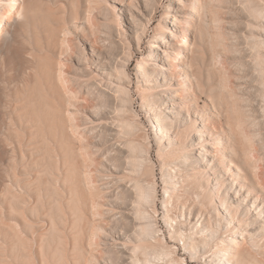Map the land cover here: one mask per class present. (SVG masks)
I'll return each mask as SVG.
<instances>
[{
	"label": "rangeland",
	"instance_id": "obj_1",
	"mask_svg": "<svg viewBox=\"0 0 264 264\" xmlns=\"http://www.w3.org/2000/svg\"><path fill=\"white\" fill-rule=\"evenodd\" d=\"M200 1L196 14H192L194 0H185L181 4L173 0H153L149 13L145 12L144 0H0L3 20L0 27V264H55L50 259V242H55V233L49 227L47 214L39 215L37 210L55 208L64 195L61 190L55 192L59 183L56 181V152L60 130L74 139V125L81 124L80 118L85 114V109L90 110L84 103L79 104L82 98L89 100L85 90L78 89L69 80L73 75L71 62H74L78 44L85 53L84 67L90 75L78 76L77 82L86 84L100 76L101 72L92 60V50L95 49L100 55L106 52L100 42L102 30L99 26L104 21V11L110 15L108 23L121 33L117 39L125 40L117 59L124 66L128 78L121 77L120 81L116 73L110 72L109 80L127 87L129 118L139 126L138 139L144 142L149 137V155L157 182L160 229L167 233L162 220L161 171L163 163L169 158L158 147L152 134L154 127L144 106L151 94L158 95L159 84L151 89L144 86L138 73V63L144 60L150 64L147 54L151 45L156 44L155 30L163 31L164 27H170V4L173 9L170 14L178 20L175 29L179 31V40L188 23L187 39L192 45L186 54L191 57L192 66L186 67L185 72L173 73L171 78L163 74L164 87L175 90L172 94L176 93L177 101L181 103L177 108L180 121L176 123L175 131L180 144L188 146L192 140L195 142L193 135L195 130L202 128L200 123L204 119L207 142L217 147L231 145L236 150L234 155L226 153V162L221 163L223 168L228 171L234 169L233 173L238 176L235 182L244 184L253 192L257 191L264 200V192L254 188L248 179L252 180V165L261 163L255 151L256 126L252 116L243 111L242 92L238 89L243 84V79L239 77L241 71L236 66L240 54L232 45L234 38H229L230 32L242 30L240 21L244 20L235 15L230 0ZM261 2L264 3V0ZM11 11H15V14L8 20ZM130 13L140 18L143 26L135 24ZM140 13L146 17L141 18ZM89 16L93 17L92 21L88 20ZM137 38H140L139 45ZM177 44L176 41L172 43L173 50L180 49ZM160 59L163 66L166 65L164 57ZM62 78L69 80L67 84ZM178 78H186V81L181 79V82L174 84ZM159 81L162 82V79ZM183 123L189 126L180 131ZM71 146L77 149V155L81 154L82 144L71 141ZM174 147L178 146H172L175 155L178 148ZM243 148L247 149L248 155L242 153ZM228 159L238 168H228ZM246 160L251 166L247 165ZM210 176L211 171L206 172L203 179L199 175L195 179L183 175L181 179L191 182L187 181L189 185L185 191L177 192L178 201L185 206L194 205V193L203 195ZM41 179H47V182H40ZM196 181L201 184L197 185ZM214 201L212 199L216 208L218 203ZM207 208H201L203 217L214 223L216 213L210 206ZM175 214H178V210ZM222 231V236H226L229 228L223 227ZM256 241L259 254L253 253V257L264 264V235L257 237ZM170 243L177 251V258H185L189 264H199L194 260L190 262L187 255H182L178 245ZM241 243L248 249L246 242ZM59 247L63 264L64 255L69 256V253L60 244ZM246 260L251 261L250 257H246Z\"/></svg>",
	"mask_w": 264,
	"mask_h": 264
},
{
	"label": "bare ground",
	"instance_id": "obj_2",
	"mask_svg": "<svg viewBox=\"0 0 264 264\" xmlns=\"http://www.w3.org/2000/svg\"><path fill=\"white\" fill-rule=\"evenodd\" d=\"M184 1L173 0L176 4ZM144 2L145 12L149 13L153 0ZM230 2L234 5L235 15L244 20L240 21L242 30L230 32L229 38H234L232 45L236 46L240 54L236 66L241 71L239 77L243 79V84L238 89L242 92L243 111L252 116L256 126L255 151L261 163L252 165V180L248 179L254 188L264 192V3L261 0ZM236 2L238 5H235ZM200 3V0H194L192 14H196ZM168 8L170 13L173 12L171 4ZM170 13V27H164L163 31L155 30L156 44L151 45L147 54L150 64L144 60L138 63V73L144 86L151 89L159 84L158 95L151 94L144 106L154 127L152 134L158 147L169 158L163 163L161 171V215L167 233L158 224L157 182L149 155V137L144 142L138 139L139 126L129 118L127 87L109 80L110 72L116 73L120 81L121 77L128 76L117 59L125 40L117 39L121 33L108 23L110 15L104 11V21L99 26L102 30L100 42L106 52L100 55L95 49L92 50V60L96 62L95 67L100 70V76L86 84L77 82L78 76L90 75L84 67L85 53L78 44L74 62H71L73 75L69 80L78 89L85 90L89 100L82 98L79 104L84 103L90 110L85 109V114L80 118L81 124L74 125V139L60 130L56 152V181L59 183L55 192L61 190L64 195L55 208L37 210L39 215L47 214L49 227L55 233V242H50V259L55 264H61L62 261L59 244L69 253V256L64 255L63 264H84L87 257L86 264H189L185 258L176 257L177 251L169 242L178 245L182 255H187L190 262L260 264L253 253L259 254L256 238L264 235L263 197L244 184H237L235 179L238 176L233 173L234 169L228 171L221 165L226 153L234 155L236 150L231 145L217 147L207 142L204 119L200 123L202 128L195 130L193 135L195 142L192 140L188 146L180 144L175 132L176 123L180 121L177 108H180L181 103L177 101L176 93L172 94L175 90L164 87L163 74L171 78L173 73L185 72L186 67H191L192 59L186 54L192 45L187 39L190 24H185L183 36L179 40V31L175 29L178 20ZM14 14L15 11L8 13V20ZM130 17L135 24L143 26L140 18L131 13ZM140 17L146 16L140 13ZM88 20L92 21L93 17L89 16ZM2 24L0 12V27ZM139 40L137 38V45ZM174 41L178 42L179 50H173ZM161 57L166 62L164 66ZM156 60L160 64H156ZM181 79H176L174 84L181 82ZM62 80L66 84L69 81ZM182 80L186 81V78ZM188 126L183 123L180 131ZM71 141L82 144L80 155L76 154L77 149L71 146ZM173 145L178 146L174 147L178 148L175 155ZM242 153L248 155L247 149L243 148ZM227 163L228 168H238L231 159ZM246 163L251 166L248 160ZM209 171L212 176L207 178L203 195H193L195 204L185 206L179 202L177 192L185 191L189 185L187 181L191 182H185L181 177L187 175L195 179L199 175L203 179ZM244 174L246 176L247 173ZM223 176H226L225 179ZM46 180L41 179L40 182L46 183ZM196 183L201 184L199 181ZM44 191L47 192V189ZM212 199L218 203L216 208ZM207 206L216 213L214 223L203 217L201 208ZM177 210L178 214H175ZM223 227L229 228L226 236H222ZM241 242H246L252 253ZM246 257H250L251 261L247 262Z\"/></svg>",
	"mask_w": 264,
	"mask_h": 264
}]
</instances>
